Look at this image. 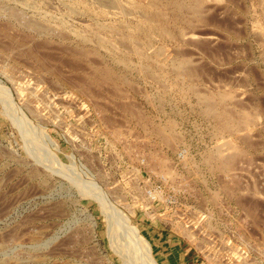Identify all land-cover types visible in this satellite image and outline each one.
Segmentation results:
<instances>
[{"label":"rangeland","instance_id":"rangeland-1","mask_svg":"<svg viewBox=\"0 0 264 264\" xmlns=\"http://www.w3.org/2000/svg\"><path fill=\"white\" fill-rule=\"evenodd\" d=\"M105 1L0 0V264H142L122 216L160 264L104 175L128 136L153 168L188 144L218 254L264 264V0Z\"/></svg>","mask_w":264,"mask_h":264},{"label":"built area","instance_id":"built-area-1","mask_svg":"<svg viewBox=\"0 0 264 264\" xmlns=\"http://www.w3.org/2000/svg\"><path fill=\"white\" fill-rule=\"evenodd\" d=\"M74 134L76 135L75 132ZM99 139L104 140V146L99 150L106 151L109 148L114 156L110 164L107 162L104 164L106 180L107 182L109 180L110 184L113 183L114 188L126 187V203L135 213L132 219L135 220L137 214L141 213L152 232L188 238L194 244V250L206 253L210 261L221 260L224 264L235 263L240 256L230 252L234 248L230 239L223 241L225 253L218 254L220 241L213 238L214 234L209 226L211 213L205 206L191 203L189 189L192 181H186V178L179 173L183 169L182 165L186 166L187 162L193 165L197 163L194 157L188 156L190 152L188 144L183 143L177 149L174 158L166 157L162 151L161 166L163 163H168V166L153 168L146 156L152 153L154 147L147 153V149L143 152H135L137 160L133 162L131 158L133 154H129L126 148L131 140L129 136L114 140L106 137H99ZM68 140L66 139L64 143L71 148V155H73L77 151L74 149V143L79 142V138L68 135ZM154 227H159L160 232L153 229Z\"/></svg>","mask_w":264,"mask_h":264},{"label":"crops","instance_id":"crops-1","mask_svg":"<svg viewBox=\"0 0 264 264\" xmlns=\"http://www.w3.org/2000/svg\"><path fill=\"white\" fill-rule=\"evenodd\" d=\"M148 226V225H147ZM149 227L146 229L144 228V234L149 237L150 241L152 242L154 254L157 255L159 258L160 264H204L202 261L195 260L194 254L188 247L185 246L182 241L173 238L171 244H168L164 237L167 235L163 233L153 232L154 236L152 237V231L148 230ZM159 236L156 239L154 237ZM167 239V238H166ZM171 240V239H170ZM155 245L157 247V251H155Z\"/></svg>","mask_w":264,"mask_h":264},{"label":"bare ground","instance_id":"bare-ground-1","mask_svg":"<svg viewBox=\"0 0 264 264\" xmlns=\"http://www.w3.org/2000/svg\"><path fill=\"white\" fill-rule=\"evenodd\" d=\"M96 1H98V3H100L101 5H103V4L105 5V2H106L105 0H96ZM114 5L116 6V4H114ZM67 141H69V140H67ZM217 162H218V160H217ZM73 165H75V158L73 161ZM120 224H121V227L125 230L126 235H128L129 238L132 240V242H133V244L137 250V253L141 257V260L143 261V263L144 264H157L155 259L153 258L152 248H151L150 243L140 234L138 228L134 224L131 223L129 217L128 216H124V217L122 216L120 218Z\"/></svg>","mask_w":264,"mask_h":264}]
</instances>
